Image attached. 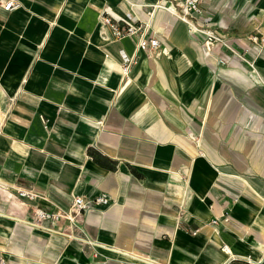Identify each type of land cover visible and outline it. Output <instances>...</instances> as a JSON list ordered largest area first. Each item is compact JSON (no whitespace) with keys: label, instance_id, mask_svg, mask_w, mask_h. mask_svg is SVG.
<instances>
[{"label":"crops","instance_id":"0c3cea01","mask_svg":"<svg viewBox=\"0 0 264 264\" xmlns=\"http://www.w3.org/2000/svg\"><path fill=\"white\" fill-rule=\"evenodd\" d=\"M8 1L0 264H264V0H207L189 21L174 0ZM101 193L84 231L39 217Z\"/></svg>","mask_w":264,"mask_h":264},{"label":"built area","instance_id":"2783aa9c","mask_svg":"<svg viewBox=\"0 0 264 264\" xmlns=\"http://www.w3.org/2000/svg\"><path fill=\"white\" fill-rule=\"evenodd\" d=\"M176 3V7L178 8L179 12L176 14L180 19L183 21H189V18L196 17V18H202L201 16H198L202 12V4L206 2L207 0H174ZM18 6V3L15 0H9L5 8L6 9H12L14 7ZM197 14V15H196ZM204 19V18H203ZM205 21L207 19H204ZM106 22H111L110 18H106ZM113 30L117 36H123L125 34L133 35L136 34L138 29L132 25L126 30L122 31L118 27L114 26L112 24ZM193 29V33H199L198 29L191 27ZM155 32L151 36L145 35L143 32L138 38L137 42V47L139 51L147 52L150 54L160 53V47L161 43L159 41V38L154 35ZM253 41L258 43V37L254 36ZM220 40L219 37H217L213 33H205L204 34V47L207 50L213 49L215 46V42ZM261 42L264 41V36L261 37L260 39ZM136 61L129 60L128 58L125 59V65L123 67L124 74L127 78H129L134 64H136ZM133 64V65H132ZM20 196L28 197L30 199H34L36 197V194L31 192V191H25L22 190L19 194ZM112 203V198L109 194L107 193H101L92 197H85V196H80V195H75L74 200L71 204V207L69 208L68 211L65 212H52V213H47L43 210L39 211V217L44 218V217H53L56 220H59L61 218H66L70 220L72 223L75 225L79 226L82 230L83 228L78 224L80 217L88 210L93 209V208H105L111 205ZM78 219V220H77ZM223 219L225 221H228L230 219V211L226 210V212L223 215ZM221 219L215 218L213 220L214 223H218ZM84 231V230H83ZM223 250L226 253H231V248L228 244H225L223 246Z\"/></svg>","mask_w":264,"mask_h":264},{"label":"bare ground","instance_id":"6f19581e","mask_svg":"<svg viewBox=\"0 0 264 264\" xmlns=\"http://www.w3.org/2000/svg\"><path fill=\"white\" fill-rule=\"evenodd\" d=\"M105 22V21H104ZM1 245V244H0Z\"/></svg>","mask_w":264,"mask_h":264}]
</instances>
